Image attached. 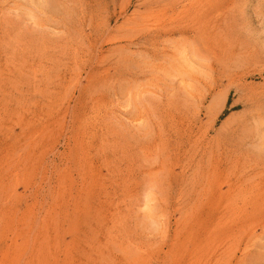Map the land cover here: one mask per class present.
Masks as SVG:
<instances>
[{
	"label": "rangeland",
	"instance_id": "rangeland-1",
	"mask_svg": "<svg viewBox=\"0 0 264 264\" xmlns=\"http://www.w3.org/2000/svg\"><path fill=\"white\" fill-rule=\"evenodd\" d=\"M0 264H264V0H0Z\"/></svg>",
	"mask_w": 264,
	"mask_h": 264
}]
</instances>
